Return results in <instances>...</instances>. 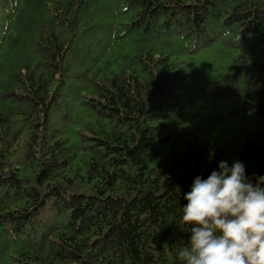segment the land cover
Masks as SVG:
<instances>
[{
    "label": "trees",
    "instance_id": "1",
    "mask_svg": "<svg viewBox=\"0 0 264 264\" xmlns=\"http://www.w3.org/2000/svg\"><path fill=\"white\" fill-rule=\"evenodd\" d=\"M237 160L264 175V0H0V264H182L184 194Z\"/></svg>",
    "mask_w": 264,
    "mask_h": 264
},
{
    "label": "clouds",
    "instance_id": "2",
    "mask_svg": "<svg viewBox=\"0 0 264 264\" xmlns=\"http://www.w3.org/2000/svg\"><path fill=\"white\" fill-rule=\"evenodd\" d=\"M184 199L179 225L190 236L176 253L182 264H264V175L220 161L206 179L194 178Z\"/></svg>",
    "mask_w": 264,
    "mask_h": 264
},
{
    "label": "rangeland",
    "instance_id": "3",
    "mask_svg": "<svg viewBox=\"0 0 264 264\" xmlns=\"http://www.w3.org/2000/svg\"><path fill=\"white\" fill-rule=\"evenodd\" d=\"M227 113V112H226ZM222 115L221 113L219 114ZM243 125H252V126H263V123H256L252 121H246L241 122ZM217 127V128H216ZM226 128V129H225ZM203 133L206 135H213V138H219L221 137L223 140L226 141L227 145L230 147V149H233L235 147V144L233 143V140L236 137L241 136L242 132L238 125L234 121H231L230 117H223L219 119L216 117V122L214 123V128L212 127L211 123H205L202 126Z\"/></svg>",
    "mask_w": 264,
    "mask_h": 264
}]
</instances>
